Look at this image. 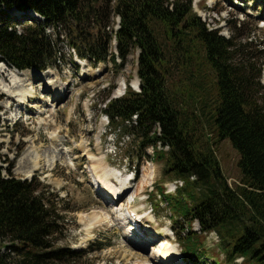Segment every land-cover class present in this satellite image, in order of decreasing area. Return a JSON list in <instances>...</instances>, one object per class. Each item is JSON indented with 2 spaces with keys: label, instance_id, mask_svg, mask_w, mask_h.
I'll use <instances>...</instances> for the list:
<instances>
[{
  "label": "trees",
  "instance_id": "1",
  "mask_svg": "<svg viewBox=\"0 0 264 264\" xmlns=\"http://www.w3.org/2000/svg\"><path fill=\"white\" fill-rule=\"evenodd\" d=\"M9 10L43 21L32 16L30 23L14 22ZM63 32L80 57L110 61L115 73L129 52L139 51L140 92L129 88L101 113L113 129L136 136L143 149L167 148L154 150L162 161L166 156L163 174L184 183L174 196L160 192L173 226L177 216L190 227L197 222L201 233L214 231L224 264L239 258V264H264V86L262 66L248 52L250 34L225 38L208 29L192 0H0V62L19 71L54 67ZM112 37L120 64L108 53ZM224 139L239 155L242 176L232 189L212 147ZM46 189L36 180L4 177L0 168V240L8 241L0 247V264H49L65 256L52 249L59 216ZM187 234L186 260L202 261L196 234Z\"/></svg>",
  "mask_w": 264,
  "mask_h": 264
},
{
  "label": "rangeland",
  "instance_id": "2",
  "mask_svg": "<svg viewBox=\"0 0 264 264\" xmlns=\"http://www.w3.org/2000/svg\"><path fill=\"white\" fill-rule=\"evenodd\" d=\"M192 8L208 29L219 31L225 38L234 34L244 37L245 40L247 34H250L248 42L252 40V47L248 52L262 66L260 82L264 86V0H192ZM19 13L18 10L6 12L14 22L30 23L28 19H32V15L29 12ZM117 21L116 18L113 23L111 21L113 30L118 28ZM234 23L240 28L237 32L233 31ZM65 36L66 33L63 32L56 41V67L44 72L30 71L32 76L34 75L30 85L34 98L30 99L29 104L18 108L17 102L9 106L6 100L10 94L0 97L2 176L36 180L46 186L48 193L52 194L48 199L55 205L54 214L56 218L59 216L58 230L51 237V244L53 250H64L65 256L49 264H212L214 261L224 264L223 254L215 236L201 233L196 222L190 227L184 220L175 216L176 233L171 231L173 222L169 218L170 210L165 203H160L159 193H167L166 186L172 181L163 174L166 156L162 161L154 155V150L166 152V148L143 149L136 136L121 134L122 129H113L100 112L106 103L121 95L122 81L128 87L124 91L126 94L129 88L132 91L137 90L134 83L139 84L136 75L139 51L133 49L129 52L125 65L115 74L111 64L93 65L87 60L79 59L80 65H73L71 60L77 61L74 54L76 52L70 49ZM258 41L263 43V47L256 46ZM1 63L0 67H4L6 73L5 76L0 74V86L2 81L7 83L9 74L16 72L6 63ZM49 72L53 75L47 79L45 76ZM55 80L64 88L63 93L53 90ZM117 88L119 91H116ZM40 106H43V109H40ZM20 109H23L22 113ZM206 117L202 119L206 120ZM54 133L60 138L57 145L63 153L72 157L71 162L69 159H63L65 161H59L50 167V135L54 136ZM203 133L211 136V144L216 142L208 128H203ZM212 147L223 174L234 188L242 176L238 167L237 151L228 139L221 140ZM32 149H36V154L42 156L39 164L41 170L29 176L26 173L28 168H25L29 163L27 165L25 162L27 157H35ZM104 165L117 171V174L120 172L123 178L134 177L128 182L122 195L115 197L108 194L112 200L120 197L119 200L124 201L120 210L115 209H119L121 203L105 204L103 195H100L103 189L97 176L100 182L108 181V184H118L116 187L120 188L118 178L105 176ZM127 202H132V210L139 216H144V219L140 218L148 237L142 236L141 232L131 233L132 226L130 228L128 220H125L131 212L123 209L127 208L124 207ZM65 208L66 211H61ZM122 209V216L114 212ZM137 221L136 218L134 222ZM134 224L136 228L137 224ZM188 231L197 236L196 241L200 244L195 247L199 254H204L202 261L192 257L186 260L183 252L187 248L185 237L190 235L187 234ZM7 244V240L2 243L0 240V247ZM137 245L144 249L138 250L140 248H137ZM171 247L175 249V253ZM1 252H4L3 248ZM135 253L140 254L141 258H133L131 255Z\"/></svg>",
  "mask_w": 264,
  "mask_h": 264
},
{
  "label": "bare ground",
  "instance_id": "3",
  "mask_svg": "<svg viewBox=\"0 0 264 264\" xmlns=\"http://www.w3.org/2000/svg\"><path fill=\"white\" fill-rule=\"evenodd\" d=\"M22 72H25V71H22ZM29 72L28 71L26 73H21V72L17 73V71L12 72L11 74H9L7 76V78L10 77V79L8 78V81H7L8 84L2 81V86H0L1 87L0 88V97L1 96H7V94H10L7 96V97H9V99L6 100L7 105L11 106V105L18 102V104H19L18 108H20V107H23V106H26L27 104H29L30 99L34 98V96H33L34 94L32 92V89H30V85H32L31 82H32V79H34V77H33L34 75L32 76L31 72L30 73ZM5 73H6V70L4 69V67H0V74H2V76H5ZM52 75H53V73L49 72V74L47 73V75L45 77L48 79L49 76H52ZM52 80H54V79H52ZM52 82L53 81H51V83ZM53 84H54L53 90H55L56 92H60V93L64 92V88H62L61 84H58L57 80H55V82ZM134 87L137 89V83H134ZM2 104H4V103H2ZM42 107L43 106H40L39 108L43 109ZM22 111H23V109H20V113H22ZM50 136H52V137H51V146H50L51 152H50V155L48 156V161H49L48 163H50L49 166L51 167V166L55 165L57 162L62 161L63 159H65V160L69 159V161L71 162L70 158L72 156H69V155H66L65 153H63V150L61 149V147L59 145H57V143H59V139H60L59 136L56 135L55 133H54V136L53 135H50ZM32 150H34V149H32ZM37 151H38V149H37ZM33 153L36 154V149L34 150ZM32 158L30 159V157H27L26 162H25V164L29 163V166L25 167V168H28L26 173L29 176L32 175L35 171L41 170V168H39V164H40V161L42 160V156H40L37 153L35 155V157L33 158V160H32ZM65 160H63V161H65ZM103 170H104L105 176L107 178L113 176V177L118 178V180L120 182L119 183L120 188H119V187H116L118 184H114V185L108 184V181L107 182H103V181L100 182V180H99L100 178L97 176V180L99 181V185L102 187L103 191L106 193V196L108 197V194H110V195L117 197V196H120L122 194V192H125V190L127 189L128 182H131L132 179H129L128 177L123 178L122 174H120V172L117 174V171L110 169L107 165L103 166ZM143 183H145V182H143ZM132 199H133V197H132ZM108 203H110V202H108ZM120 203H119L120 204L119 209H117L118 207L115 206V208L117 207L115 210H120L122 207L121 205H124V201H121ZM131 204H132V202H127V206H124L127 208H123V209H126L127 211L135 214V210H132V208L134 206ZM123 209L121 211H114V212H116V214H119L122 216ZM111 214H113V213L111 212ZM136 218L138 219L140 217L136 216ZM130 228H131V226H130ZM133 230H135V229L133 228ZM137 248H140L138 250L144 249V247H140L139 245H137ZM170 249L172 250L173 253H175V249L173 247H171ZM131 256L133 258H136V259L141 258V255L137 254V253L132 254ZM159 256L163 257V255H160V254H159Z\"/></svg>",
  "mask_w": 264,
  "mask_h": 264
}]
</instances>
